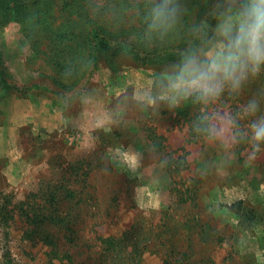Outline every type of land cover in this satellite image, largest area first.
I'll return each instance as SVG.
<instances>
[{"label": "rangeland", "instance_id": "1", "mask_svg": "<svg viewBox=\"0 0 264 264\" xmlns=\"http://www.w3.org/2000/svg\"><path fill=\"white\" fill-rule=\"evenodd\" d=\"M212 2L181 0L177 28L149 43L145 0H0V264H122L98 238L130 226L152 251L132 264H264V151L246 164V142L193 127L205 112L239 119L253 97L264 115V69L208 106L139 100ZM185 218L179 261L170 227Z\"/></svg>", "mask_w": 264, "mask_h": 264}, {"label": "clouds", "instance_id": "2", "mask_svg": "<svg viewBox=\"0 0 264 264\" xmlns=\"http://www.w3.org/2000/svg\"><path fill=\"white\" fill-rule=\"evenodd\" d=\"M145 4L143 39L149 43L172 33L185 14L181 0H145ZM190 35L200 44L184 49L179 60L169 64L159 77L158 94H141L140 102L176 106L192 99L208 106L225 92L240 93L264 69V0H213L205 18L191 27ZM260 108V100L253 97L241 106L239 119L232 113L205 112L193 127L226 147L246 142L245 163L251 164L264 151ZM240 119H250L246 128L240 127ZM125 156L130 166L139 163V154L126 152Z\"/></svg>", "mask_w": 264, "mask_h": 264}, {"label": "trees", "instance_id": "3", "mask_svg": "<svg viewBox=\"0 0 264 264\" xmlns=\"http://www.w3.org/2000/svg\"><path fill=\"white\" fill-rule=\"evenodd\" d=\"M9 3L10 2H8L7 5ZM33 19H35V17H33ZM193 25H195L194 22H193ZM44 30L47 31L49 29L44 28ZM99 39L101 40L100 42H101L102 48H107L105 47L106 39L104 38V36L101 35ZM189 39L190 40L186 39L188 40V43H189V45L187 44V48L190 46H196L200 44V41L196 39L195 37H191V35ZM86 42L89 43V41L87 40ZM169 59L172 61V63L177 60L175 59V57H168L167 59H165L164 62L167 64ZM85 62L90 68H93V66L95 67L97 64V59H95L94 56H91V54H89ZM187 103L191 105L195 104L192 99L187 100ZM241 217L242 216L239 215V218ZM131 228L132 226H130L128 229H124L119 235H111V236L98 238V240L105 246V250L107 252H110L111 256L113 255L111 257L112 261L117 260V261H121L122 264H132L134 263V261L139 260L141 258L143 250L146 249L152 252L148 246L149 245L148 242L151 240V236H148L146 238L144 236L138 239H135L133 237L132 239H130L128 235L131 234ZM174 229L176 230V233L174 232ZM190 229H192V221L186 218L181 221H178L177 224L170 227V231L175 233V236H176L175 241L178 245V247H175V249L170 250L171 251L170 254H174V251H175V255L179 257V261L180 260L186 261L188 258V253L186 250L187 246L186 245L184 246L183 243L187 239L186 232H188ZM46 242L48 243V241ZM47 243L46 245H48ZM180 243H182L183 246L179 245ZM177 248H180V250H177Z\"/></svg>", "mask_w": 264, "mask_h": 264}, {"label": "crops", "instance_id": "4", "mask_svg": "<svg viewBox=\"0 0 264 264\" xmlns=\"http://www.w3.org/2000/svg\"><path fill=\"white\" fill-rule=\"evenodd\" d=\"M29 115H32L31 113H29ZM29 115H27V116H29ZM26 116V115H25ZM33 116V115H32ZM47 120H49V119H47Z\"/></svg>", "mask_w": 264, "mask_h": 264}]
</instances>
